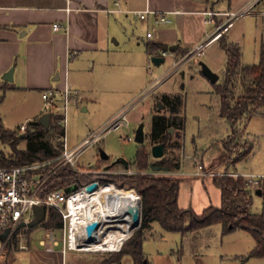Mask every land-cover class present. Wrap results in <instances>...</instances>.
Listing matches in <instances>:
<instances>
[{"label":"crops","instance_id":"1","mask_svg":"<svg viewBox=\"0 0 264 264\" xmlns=\"http://www.w3.org/2000/svg\"><path fill=\"white\" fill-rule=\"evenodd\" d=\"M252 4L253 8L260 5L264 7V0H0V92L3 94L2 97L8 93L32 94L41 97L42 104L38 102L35 104V115L31 114L29 115L31 118H26V120L31 119L29 122L39 120L44 114L42 91L48 88H63L65 82L78 93L80 103L72 105L78 107L80 111L86 112L89 104L101 105L102 100H106L104 95L108 98V95L116 93L117 112L119 110L121 112L130 103V94L150 84L146 82L144 64L147 63V68L153 56H162L156 44L178 46L180 52L177 50L169 52L164 57L165 60L170 57L174 63L190 54L195 46L203 42L214 30L213 24L207 22L208 12H228L246 8ZM146 9L167 12L169 22L154 27L151 17L148 20H141L134 13V11ZM221 18L223 17H215V21L218 23ZM54 24H59L60 28L54 30ZM149 32L152 34L151 37L147 36ZM228 36L229 34L224 37L226 42H229ZM148 49H151L152 54L148 52ZM181 51H187V54H182ZM204 52L200 57L205 55ZM224 55L226 57L225 51ZM196 61L199 65V60ZM11 68H13V79L5 80L4 75ZM166 73L163 72L161 76ZM169 76L165 75L166 79ZM165 80L157 79L155 85L159 82L157 86L159 87ZM135 87H137L136 91H134ZM85 92L91 94L93 99H89L88 95L85 96ZM110 100L114 101L113 98ZM112 116L113 114L101 120L99 124L106 123ZM149 133L150 128L148 137ZM246 137L253 141L247 135ZM252 145L251 153L241 163H246L255 153L256 148L253 142ZM105 154L108 155L106 152ZM152 158L158 160L153 156ZM200 158L204 169L202 173H198V170L172 172L180 181L179 206L183 209L191 208L198 214L210 205L219 207L221 204V193L213 184L212 173L225 171L216 169L222 168L226 151L223 148L216 156L207 159L205 155H200ZM101 160L100 155L97 164ZM107 160L110 163L109 155ZM239 163L235 167H230L228 171L238 172ZM107 164L104 166L107 167ZM244 174H264V170L256 169ZM184 180L188 182L187 188L191 192L193 184L197 181H200V188H206L205 182L209 185L211 183V186L215 187V201L212 203L211 199L206 197L199 209L181 203L183 195L181 185ZM187 195L184 194V197ZM191 198L192 193L189 200ZM186 206L189 207L186 208ZM217 225L219 228L212 232ZM202 233H208L207 238L215 239L217 235L222 234V227L216 224L197 232L181 234V251H176L173 246L166 250L151 248L149 243L156 236L154 232L147 233L143 242L144 264H208L198 250V245L200 248L202 246L208 248L213 241L209 242L206 238L197 244ZM32 234L33 232L30 235V241ZM40 240L39 247H31L30 242V249L22 258L24 264H83L86 262L85 259H81L82 262L79 263V257L78 259L72 257L71 252L64 253L62 244L47 251L40 244ZM184 245H186L185 253ZM126 256L121 259L120 264H123Z\"/></svg>","mask_w":264,"mask_h":264},{"label":"rangeland","instance_id":"2","mask_svg":"<svg viewBox=\"0 0 264 264\" xmlns=\"http://www.w3.org/2000/svg\"><path fill=\"white\" fill-rule=\"evenodd\" d=\"M228 34V41L238 44L241 48L242 62L250 65L257 64L260 60L261 45L264 43V7L261 5L257 6L250 13L241 16ZM204 53L205 55L202 57L198 56L187 60L186 57L188 54L174 63L168 57L160 67L150 62L152 70H148L146 68L147 63H145L146 82L150 84L142 87L141 90H137V87H135L134 91H137L130 94V103L126 107L132 108L128 117L129 125L102 134L94 145H91L83 151L78 158L77 164L82 168H97L101 170L106 167L101 161L97 164L101 151L106 152L110 156V163L117 158H124L132 162L139 149L143 147L150 151L151 145L148 132L152 114H169L165 104L161 100L163 94H171V96L180 95L184 101V106L181 110V115L185 119L184 129L183 127L175 129L174 131L171 129V140L178 142L180 149H164V154L172 153L179 158V170H190V172H194L198 170V164L192 156L200 157V155H205L209 159L210 157L216 156L219 151H222L224 148L223 139L230 133V125L219 115L220 98L215 92V86L207 78L202 76L198 61L196 60L206 63L219 76L216 84L219 85L224 80L226 57L220 42H216L212 46L207 47ZM185 60H187L186 63H182ZM151 71L153 72L152 74ZM163 72L168 73L165 74L166 77L168 75L170 76L166 79L165 75L161 76ZM161 78L166 80L157 87L158 85H155V81ZM241 90L242 86L240 82L236 81L235 95H238ZM2 95V92H0L2 123L4 127L11 130L19 131L21 125L27 124L31 120H26V118H31L29 116L31 114L35 115V104L37 102L42 104L41 97L38 95L23 93H8L5 97H2ZM85 96L89 99L92 98V95L88 94V92H85ZM104 96L106 100H102L101 105L89 104V109L86 112L80 111L74 105L70 106L66 126L67 143L70 149L78 146L91 132H98L105 128L120 113V110L117 112L118 106L115 103L116 93L108 95V98L106 95ZM110 98H113L114 101H111ZM112 114L113 116L109 121L99 124L101 120L106 119ZM248 118L249 116L243 118L238 123L239 133L231 143L230 151L228 153L226 152V159L222 162V168L219 167L216 170H225L232 166L235 167L239 162L237 168L238 172L242 174L250 173L252 170L256 171V169L264 170V115H255L247 120ZM140 123H144L145 131V140L142 144L135 141V132ZM19 134L20 136L23 135L22 133ZM122 135L130 136L133 140L126 142L121 138ZM246 135L253 140L252 142L255 145L256 151L246 163H241L242 160L234 163V158L252 145L251 140ZM29 142L27 139L22 140L18 147L20 149H26ZM11 154V146L9 144H3L0 141V158H9ZM199 160L202 163V160ZM156 161L150 156L151 163ZM109 170L119 171L120 169L115 167ZM143 173L144 175L148 174V172ZM131 176H120L115 179L121 180L125 186L133 188L128 184V178ZM155 176H168L176 179L175 174L172 172L157 171ZM88 179L89 177L83 178L84 181ZM205 184L206 188H200V181H197L193 184V191L191 192L187 188L188 182L186 180L182 181L181 191H183V195L181 192V203L196 209L200 208L202 202H205L206 197L211 199L213 203L216 199L215 187H212L211 183L209 185V183L205 182ZM77 186L78 183L75 185V188ZM191 193L192 198L189 200ZM184 194L188 195L184 197ZM252 195L253 204L251 206V212L260 213L263 209V198L255 193ZM189 206H186V208ZM217 228H219L218 225L212 229V232ZM53 229L55 231V237L61 240L62 231L56 230V228ZM45 230L47 229L43 225L34 228L30 241L31 247H39V239L45 238ZM144 232L146 234L150 232L155 233L156 238L151 239L149 243L151 248L166 250L173 246L176 251H181L182 249L180 232L167 231L157 222L151 224ZM132 235L133 233L130 236ZM207 236L208 233H202L197 244L203 242ZM210 240L213 242L208 248L204 246L200 248L198 245V250L208 264H264V258L247 257L254 246V240L252 235L245 230H236L226 235L220 233L215 239L211 237L209 242ZM183 247L185 253L186 245ZM26 252L28 251L6 250L0 257V264H24L22 258L26 256ZM112 254L109 251L71 252L72 257L76 259L79 257V263L85 259L86 262L83 264H103L112 261L115 259V256ZM123 264H133L132 258L126 256Z\"/></svg>","mask_w":264,"mask_h":264},{"label":"trees","instance_id":"3","mask_svg":"<svg viewBox=\"0 0 264 264\" xmlns=\"http://www.w3.org/2000/svg\"><path fill=\"white\" fill-rule=\"evenodd\" d=\"M224 37L219 40L226 54L224 80L219 85H216L217 82L213 84L220 98L219 115L230 125V133L223 139V147L228 153L231 143L239 133L238 123L247 116L250 118L255 115H264V43L261 45L259 62L253 65L243 64L240 46L226 42ZM177 51L180 52L179 49ZM148 52L152 54L151 49H148ZM181 53L187 54V51H181ZM236 81H239L242 86L238 95H235L234 91ZM161 100L169 114L157 113L152 116L149 133L150 145L152 147L158 143L163 144L164 149H180L179 143L171 140V129L174 131L184 126L185 119L181 115L184 106L183 98L180 95L164 94ZM62 134L63 128L57 123L55 116L50 117L47 128L38 120L28 122L23 138L16 130L4 127L0 116V141L3 144H9L12 148L9 158H0V165L13 167L53 161L61 153L60 137ZM26 139L30 141L27 148L20 149L19 144ZM252 149L253 145L249 146L234 158L233 162L243 160ZM151 155V150L148 151L143 147L139 149L132 162L127 161L128 166L137 172H149L153 166L166 168L168 173L180 168L179 158L172 153L164 154L154 163L150 162ZM55 163L53 162L52 165ZM101 163L107 164L108 160L102 159ZM107 165L110 168H125L121 163L115 165L108 163ZM228 170L225 169L223 172L228 173ZM67 172H69L67 167L60 169L59 179L50 184L48 189L54 190L74 183L75 176L65 175ZM155 175L138 174L128 178V184L141 196L140 227L124 241L119 251L112 252L115 259L103 264L111 262L120 264L121 259L126 255L132 258L134 264H144L143 242L146 239L144 230L156 222L167 231L181 234L197 232L216 224L221 225L223 235L236 230H245L255 240V246L247 257L264 258V184L261 188L263 209L260 213H253L251 212L253 193L246 180L242 177L215 175L213 184L220 190L221 204L219 207L210 205L198 214L191 208L183 209L179 206L180 181L178 179ZM115 181L119 187L125 186L121 180L115 179ZM62 224L60 213L55 209H49L41 225L46 229H53L61 228Z\"/></svg>","mask_w":264,"mask_h":264},{"label":"built area","instance_id":"4","mask_svg":"<svg viewBox=\"0 0 264 264\" xmlns=\"http://www.w3.org/2000/svg\"><path fill=\"white\" fill-rule=\"evenodd\" d=\"M253 6L254 5L252 4L246 8H240L228 12H208L207 22L213 24L214 30L203 42L195 46L194 50L186 57L187 60L202 55L207 47L226 36L241 16H244L253 10ZM134 13L141 20H148L151 17V23L154 27L169 22L167 12H157L146 9L142 11H134ZM219 16H222L223 18L217 23L215 17ZM53 28L54 30H58L60 25L54 24ZM147 36L151 37L152 34L149 32ZM168 53L169 52L162 53V56L165 57ZM147 68L151 70V64H148ZM42 99L43 112H49L51 113V116L57 117V123L63 128V134L60 137L62 144L61 153L55 160L43 163L25 164L13 167L0 165V257L6 250L28 251L30 249V235L32 231H34V228L41 225L31 227L30 223L35 217L34 208L40 205L45 207L46 214L49 209H55L60 213L63 220L62 227L56 228V230L62 231L61 240L55 237L54 229H47L45 239L40 240V244L44 246L47 251L53 250L55 247L59 246L61 242L63 252L66 254L67 252L84 253L119 251L124 241L130 236L122 242L118 249H80L81 246L77 242L78 238L85 239L89 235L87 226L93 222L92 220H84L80 217V214L78 213V200L82 197L81 194L84 191L89 192L87 186L90 184H96V189L89 192L90 194L96 193L104 186H111L114 189L125 188L128 186L119 187L115 178L138 174L144 175V173L137 172L129 166L120 169L119 171L109 170L110 168L102 170L82 168L77 164V161L83 151L88 149L91 145H94L100 139L102 134L128 126V117L132 108H127L121 111L105 128L98 132H91L78 146L70 149L66 135L67 119L70 106L72 104L80 103L78 93L75 92L67 82H65L63 88H48L42 91ZM26 129L27 124L21 125L19 127V133L25 134ZM121 138L126 142H131L133 140L130 136L122 135ZM192 157H194L195 162L198 164V173H202L204 169L199 160L201 158L195 156ZM53 162L56 163L52 165ZM50 165L52 166L46 169ZM65 167L69 169V172L65 173V175L75 176L76 181L72 184L49 190V185L59 179V170ZM148 174H157V172L149 171ZM212 175L242 177L246 180L252 192H256L257 190H260L261 192L262 185L264 184V174L217 172L212 173ZM85 177H89L90 179L84 181L83 178ZM77 183L78 186L76 189L71 192H66L67 188L75 186ZM133 190L136 192L135 189ZM112 192H114L113 189L110 193ZM139 197L141 200L140 195ZM89 219L91 218L89 217Z\"/></svg>","mask_w":264,"mask_h":264},{"label":"bare ground","instance_id":"5","mask_svg":"<svg viewBox=\"0 0 264 264\" xmlns=\"http://www.w3.org/2000/svg\"><path fill=\"white\" fill-rule=\"evenodd\" d=\"M81 196L78 213L84 220L95 222L97 228L85 239L78 238L80 249H118L137 225L134 214L141 208L138 193L129 187L104 186L94 194L84 191Z\"/></svg>","mask_w":264,"mask_h":264},{"label":"water","instance_id":"6","mask_svg":"<svg viewBox=\"0 0 264 264\" xmlns=\"http://www.w3.org/2000/svg\"><path fill=\"white\" fill-rule=\"evenodd\" d=\"M156 46L158 47V49L161 50L162 53H166V52H175L178 49L177 45H167V44H163V43H158L156 44ZM151 61L153 62L154 65H161L162 63H164L165 58L163 56H153L151 58ZM199 65L201 67V73L204 77H206L211 83H216L219 79V76L213 72L211 70V68L204 62L200 61ZM12 74H13V68H11L5 75H4V79L8 80V81H12ZM50 117H51V113L47 112L44 113L40 118H39V122L45 127L47 128L50 122ZM173 131V130H172ZM21 138L24 137V135L20 136ZM145 140V131H144V123H140L139 126L136 129L135 132V141L139 144L144 143ZM151 154L154 158L156 159H160L161 157H163L164 155V145L163 144H155L151 147ZM101 158L107 160L108 159V155L105 154V152L101 151L100 152ZM117 163H121L124 164L125 168L128 167V162L126 159L124 158H117L111 165H115ZM110 166H107L106 169H109ZM152 171H163V172H168V169L166 168H161L158 166H153ZM76 189L75 186H71L69 188H67L66 192H71L72 190ZM96 189V184H90L89 186H87V190L89 192H92ZM257 195H260L261 192L260 190H257L255 192ZM140 207H141V203H140ZM34 214L35 217L32 220V222L30 223L31 227H35L38 226L40 224L43 223L45 215H46V209L44 206L40 205V206H36L34 208ZM88 217H90V215H88ZM134 221L137 223V225L135 226V228L133 229V231L135 229H137L140 226V222H141V208L140 210L136 211V213L134 214ZM97 228V224L95 222L89 224L87 226V231L88 234H91L95 229ZM132 231V232H133Z\"/></svg>","mask_w":264,"mask_h":264}]
</instances>
